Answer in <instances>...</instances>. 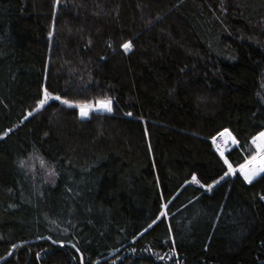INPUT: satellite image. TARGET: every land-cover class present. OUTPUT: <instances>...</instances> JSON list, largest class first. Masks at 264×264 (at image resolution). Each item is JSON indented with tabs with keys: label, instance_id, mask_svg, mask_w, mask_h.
I'll list each match as a JSON object with an SVG mask.
<instances>
[{
	"label": "trees",
	"instance_id": "1",
	"mask_svg": "<svg viewBox=\"0 0 264 264\" xmlns=\"http://www.w3.org/2000/svg\"><path fill=\"white\" fill-rule=\"evenodd\" d=\"M45 89L112 111L38 110ZM225 129L239 167L264 131V0H0V264H264V173L219 181Z\"/></svg>",
	"mask_w": 264,
	"mask_h": 264
},
{
	"label": "snow or ice",
	"instance_id": "2",
	"mask_svg": "<svg viewBox=\"0 0 264 264\" xmlns=\"http://www.w3.org/2000/svg\"><path fill=\"white\" fill-rule=\"evenodd\" d=\"M131 42L125 43L123 45V48L125 50H128L131 48ZM55 99V100H61L59 96L52 97L48 92L47 89H45L44 92V98L39 100L38 102V108H42L49 99ZM62 103L69 105L70 107L73 106L70 101L68 100H63ZM81 109V116H87L88 112L90 109L86 110L85 105H78ZM100 107L107 110L111 111V101L108 100L106 102H101ZM29 115H32L30 112ZM131 115V113H129ZM227 134L228 136L231 137V143L233 144H238V141L232 134L225 129L221 135ZM7 135V133H5ZM215 141V138H213ZM251 143L255 146L256 150L258 153H260L259 157L257 155H253L250 160H246L245 163L240 164L239 168H234L233 165L229 162L228 158L225 156L223 151H220L218 148V151H220V156L223 158V163L224 165L227 166V171L224 172V176H228L229 174L235 175L237 172L243 175V178L245 181H247L249 184L253 182V180L260 175V173H264V131L259 132L256 136L252 137ZM23 163V162H22ZM252 164H258V167L255 168H250L249 166ZM224 177L222 176L220 179L222 180ZM195 180L196 178L193 177ZM219 181H214V184H218ZM207 189L210 191L213 188V184H208L206 185ZM155 223V221H153ZM151 227V225H149ZM78 250V249H77Z\"/></svg>",
	"mask_w": 264,
	"mask_h": 264
},
{
	"label": "rangeland",
	"instance_id": "3",
	"mask_svg": "<svg viewBox=\"0 0 264 264\" xmlns=\"http://www.w3.org/2000/svg\"><path fill=\"white\" fill-rule=\"evenodd\" d=\"M51 96L52 97H55V95H51ZM43 98H44V95H43ZM53 100H55V99L54 98L53 99H49L46 104L50 103ZM63 100L64 99L61 98V100H57V101L62 102ZM106 101H108V100L99 101V102H97L95 104L94 103H90V104H86V103H76L75 104V103H72L71 102V104L73 105L71 107H76L79 110H81L80 107H78V105H85L86 106V110L90 109L88 113H90V112H96V111L97 112H111L112 110L111 111H107V110H105V109H103V108L100 107V103L101 102H106ZM67 106H69V105H67ZM111 108H112V103H111ZM40 109L41 108H38V110H40ZM225 138H227V139L229 138L228 140H230L231 137L228 136L227 134H225ZM254 155H257L259 157L260 153L256 152ZM250 159L251 158H249L248 160H250ZM22 166L26 170V172L28 173V175L31 176L33 179L39 178V179H41L45 183H54L55 180H56V173H55L54 168L50 164H48L44 160V158L41 155H39V154H32V155H30L26 160L23 161ZM249 167L250 168H255V167H258V164L257 165L252 164ZM234 168H239V167H234ZM261 174L262 173H260V175ZM230 175H232V174H229L228 176H230ZM240 175L243 177L242 174H240ZM226 178H227V176H224L223 179H226ZM222 180L220 179L219 181H222ZM165 214H166V207L164 206V210H163L162 214L160 215V218L162 216H164Z\"/></svg>",
	"mask_w": 264,
	"mask_h": 264
},
{
	"label": "built area",
	"instance_id": "4",
	"mask_svg": "<svg viewBox=\"0 0 264 264\" xmlns=\"http://www.w3.org/2000/svg\"><path fill=\"white\" fill-rule=\"evenodd\" d=\"M224 132V131H223ZM221 132V133H223ZM221 133L217 134L214 138L215 141L213 140L214 146L217 150V152L220 154V151H223L225 156L226 154L231 151L237 144L231 143V138L228 140L225 138V135H221ZM218 148L220 151H218Z\"/></svg>",
	"mask_w": 264,
	"mask_h": 264
},
{
	"label": "water",
	"instance_id": "5",
	"mask_svg": "<svg viewBox=\"0 0 264 264\" xmlns=\"http://www.w3.org/2000/svg\"><path fill=\"white\" fill-rule=\"evenodd\" d=\"M88 116H89V113H88V115L87 116H81V110H80V117L81 118H88ZM263 174V173H262ZM261 174V175H262ZM261 175H259L258 177H260ZM258 177H256L253 181H255ZM247 182V181H246ZM248 183V182H247Z\"/></svg>",
	"mask_w": 264,
	"mask_h": 264
},
{
	"label": "bare ground",
	"instance_id": "6",
	"mask_svg": "<svg viewBox=\"0 0 264 264\" xmlns=\"http://www.w3.org/2000/svg\"><path fill=\"white\" fill-rule=\"evenodd\" d=\"M229 139V138H228Z\"/></svg>",
	"mask_w": 264,
	"mask_h": 264
}]
</instances>
